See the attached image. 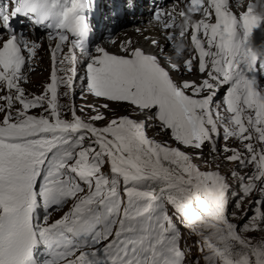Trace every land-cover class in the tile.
<instances>
[{"label": "snow or ice", "instance_id": "snow-or-ice-1", "mask_svg": "<svg viewBox=\"0 0 264 264\" xmlns=\"http://www.w3.org/2000/svg\"><path fill=\"white\" fill-rule=\"evenodd\" d=\"M229 6L187 0V11L177 12L176 2L153 11L165 31L180 28L167 35L176 56L191 33L198 57L183 67L192 72L198 59L205 78L179 82L157 54L131 41L116 53L86 47L96 0H0V264H37L40 244V264H264V239L250 235L264 232V87L256 75L264 55L251 39L261 18L251 4L239 16ZM192 13L203 18L193 22ZM21 16L56 41L39 95L22 86L42 45L13 27ZM77 81L107 102L76 105ZM110 103L126 104V114ZM206 144L214 159L223 153L237 167L202 171L195 160ZM246 201L255 212L242 207ZM189 237L199 258L189 259Z\"/></svg>", "mask_w": 264, "mask_h": 264}, {"label": "rangeland", "instance_id": "rangeland-1", "mask_svg": "<svg viewBox=\"0 0 264 264\" xmlns=\"http://www.w3.org/2000/svg\"><path fill=\"white\" fill-rule=\"evenodd\" d=\"M249 1H250V4L254 5V7L257 9H259V7H261V4L263 3L261 0H257V1L256 0H249ZM161 2L163 4H166L167 2H169V0H135L136 6L133 9V12L130 13L129 11L124 10L125 8H129V6H128L129 0H117V1H115L114 3H112L110 6H107V8H105L103 10V12L100 14V16L96 20L91 22L94 31H93V36L89 39L90 42L86 44V47H89L91 49L94 46H97V44H99L102 40L106 41V40L110 39L109 41H111L112 38L116 37L118 35V33H120L121 31H124V29L142 26L144 24H149L150 13H149V15L147 14V16H146V13L143 12L144 8H148L152 4L156 5L157 3H159L158 8H160V6L162 5ZM235 2H236V0H235ZM231 3H232V1H231ZM123 10H124V13H123ZM237 11H239V10H237ZM232 12L236 13L233 10H232ZM258 14H259V12H258ZM146 19H148V20H146ZM12 25H13V27H17V28L19 27L15 23H13ZM24 27H26V26L23 25L22 28H24ZM16 30L18 32H22V31L28 32V39L29 40L39 39V41H41L42 39H44L46 37L48 38L47 31H41L40 32V31H38V30H40L38 28L36 30L33 27H30V28L27 27L24 30H18V29H16ZM190 35H191V33L189 32L188 37H187L189 41H190ZM5 36H7V35H5ZM48 40L50 41V39H48ZM109 41H106V42L108 43ZM252 42L254 43L253 49H255V51L259 55L262 53L264 55V25H263L262 31L260 30L256 39H254V40L252 39ZM54 44H55L54 41H52V43L51 44L49 43V45H48V54H45V55H47V57L49 56V58H51V49L54 47ZM105 47H107V48H109V50H111L110 46H105ZM135 47L141 48L140 45H137ZM192 48H193V45L189 46L188 49H192ZM171 50H172V47H169V45H166L165 54H167V52L169 53ZM64 51L67 52V47H65ZM163 51H164V49H163ZM149 53H151V52H149ZM183 54L184 55L181 56V58H180L182 60V62L180 64L181 68H184L183 67L184 61L189 59V57L191 56L190 51H188L187 54L186 53H183ZM193 55L195 57L194 53H193ZM159 56H160V53H159ZM196 56L198 57V54ZM38 59H39V57H38ZM38 59L35 60L36 61V62H34L35 64L32 63V70L41 72V70H43V66H41L42 63ZM196 65H197V63L195 64V66ZM257 69L258 70H257L256 75H257L258 83L260 86L264 87V76L262 75L261 70L259 69V62L257 65ZM51 70H52V60L47 62V67H46V72L48 73L47 76H46V73L44 75V73L41 72L40 77H42V80H40L39 82H38L39 79L34 81L35 79L31 78V81H28L27 84L24 83L29 89L26 92L31 93L33 95L41 94L45 90L47 83L50 82ZM186 71H187L186 69L184 71H182V70L177 71L178 76L183 78V77H185L184 75H187V76L189 75L191 77H195V75H197L194 71H192L190 73H187ZM82 72H83V65L78 63L77 64V73L80 74ZM197 73L200 74L199 72H197ZM33 75H34V72H33ZM182 75H183V77H182ZM35 77L38 78L36 75H35ZM197 77H198V75H197ZM262 78H263V81H262ZM201 79L202 78H200L199 81H201ZM226 88H227V86H224V87H221L219 89V91L217 93V97H216L217 100H220V101L223 100V95L226 92ZM61 90L63 91L64 89H61ZM61 102L62 103H68L69 98L68 97H61ZM105 102H107V101L99 100V99H97L91 95L86 94V92H83L81 90L80 82L77 81V83L75 84V104L76 105H78V106L89 105V104L98 105V104H103ZM17 107H18V105H17ZM126 108H127L126 104L110 103V109L114 110V112L118 115L126 114V112H125ZM101 111H104V110L101 109ZM32 112H33V114H39L40 110L39 109L32 110ZM105 114L111 115L110 112H105ZM157 131L158 130H156V129H152L149 131V135L151 136V135H153L154 132H157ZM221 133H223V129H221ZM157 139L167 140L168 143H171L173 146H177L174 141L168 140V138L166 136H158ZM224 144H225V140L223 139V135L221 134V138L217 141V149L219 150ZM227 145L229 147L239 148L241 151H243V145L241 143H239L236 139H229L227 141ZM190 151H192V150H190ZM193 154L195 155V152H193ZM202 155H203V159H196L195 160V162L201 166L202 171L214 169V168H216L217 165H220L221 170L223 172H228V171L233 170L237 167V165L235 163H227L226 161H224V154L223 153L216 154L215 159H214L213 154L211 153V145H209V144H206L204 146ZM243 171H245V172L251 171V168L250 167L245 168ZM255 198H256V194L254 193L252 195L251 199H255ZM70 206H71V204L69 203V205L64 207L62 210H59L60 212L57 211L54 215L55 218L54 219L51 218L50 220H55L57 218H60L64 214V212H66L68 210V208ZM242 207L244 209H246L249 213H253L256 210V207L248 204L247 201L244 203V205ZM185 234L187 235V233H185ZM250 235L256 239H264V232H252ZM195 243H196L195 237H189L188 238L187 244L191 246V250L188 253L190 260L193 257L199 258L196 247H195ZM34 257L37 260V264H40V262L44 260V246L42 244L37 245L36 248L34 249ZM29 264H31V262H29ZM200 264H203L202 260L200 261Z\"/></svg>", "mask_w": 264, "mask_h": 264}, {"label": "bare ground", "instance_id": "bare-ground-1", "mask_svg": "<svg viewBox=\"0 0 264 264\" xmlns=\"http://www.w3.org/2000/svg\"><path fill=\"white\" fill-rule=\"evenodd\" d=\"M108 1V0H106ZM232 1V3H231ZM257 1V0H256ZM263 3L261 4V7H259V9L255 8L254 5L253 6V12H252V15H255V16H258L261 18V24L262 26H260V28H258V32H260V30L262 31V28H263V25H264V0H261ZM176 2L179 4V7L176 9L177 12H179L180 10H184L185 9V5L187 3V0H169V2H167L166 4H163L162 2V5L160 6V8H167V7H171L172 4ZM160 3V4H161ZM159 4V3H157ZM156 4V5H157ZM229 5H230V9L229 10H233L235 12H238L240 13L241 10L244 9V12L247 10L248 8V5H250V1L249 0H241L240 2V5L237 6L236 5V2L235 0H229ZM108 5H105L104 7H102V9L100 10V13L103 12V10L105 8H107ZM155 6V4H152L150 5V7L148 8H144L143 12L146 13V16L147 14L149 15L150 13V18H149V24H144L142 26H137V27H131V28H128V29H124V31H121L120 33H118V35L114 38H112L111 41H109L110 39L106 40V41H109L108 43L105 41V40H102L99 44H97V46H102V47H105V46H110L111 47V50H109V48L105 47L108 51L110 52H113V53H116V52H119L120 51V46L122 44H125V42L127 41H131L132 42V46L135 47L137 45H140L141 48L149 53L151 52L152 54H157L159 56V53H160V49L163 48L164 51H163V55H160L159 58L161 60V64L163 66H165L166 68H168V70L170 71V74L172 75V77L176 80V81H179V82H182V81H185L186 80H195L197 82H199L200 78L201 81L205 78V76H202L201 74H198L196 68L198 67V59L197 60H194V68H193V71L198 75H195V77H191V76H187V75H184L185 77H179L178 76V73L177 71H184L185 69L184 68H179V69H172L170 67L171 64H177V65H180L182 60L180 59L181 56H183L184 54L180 55V56H176L174 50H173V47L171 46L169 40L167 39V35H168V32H172V31H175V32H179L180 31V28L176 27L175 29H169L167 31H165L159 22L153 20L152 18V13H151V7ZM124 10H127L129 11L130 13L133 12V9H130V8H125ZM124 10H123V13H124ZM239 10V11H237ZM126 12V11H125ZM259 12V14H258ZM203 17L200 15V13L198 14H191V19L192 21H197V20H200L202 19ZM95 20V18H91V21L93 22ZM148 20V19H146ZM177 21L179 23H182L183 21L181 20V18L177 17ZM115 33V32H114ZM117 34V33H116ZM151 34V35H150ZM147 37V38H146ZM8 36H4V39H7ZM49 38H44L40 41L41 43V47H39L37 49V57H35L33 60H32V63L36 62L35 60L38 59L39 57V61H41V66H43V70H41V72L46 73V76H47V72H46V67H47V62L48 61H51V58H49V56L47 57V55L45 54H48V45L49 43L51 44L52 41H54V43H56L55 40H48ZM147 39V40H146ZM251 39H253V37H251ZM153 40H156V41H159V45L158 46H153L152 44V41ZM179 42V41H177ZM253 43V42H252ZM166 45H169V47H172V50L167 54H165V47ZM188 45V46H187ZM191 42L188 40V38L183 42V47H184V51L183 53H188V51H190L191 53V57H194L193 53L195 54V57H197L196 55L198 54L196 50H194V46L192 49H188L189 46H191ZM253 48H254V43H253ZM256 48V47H255ZM255 51V49H253ZM95 54V52L93 53V55ZM260 55H263L260 54ZM197 63V65L195 66V64ZM35 64V63H34ZM80 64V63H79ZM184 64V63H183ZM184 69V70H183ZM33 72H34V75H33ZM41 72H38V71H30L27 73V76H28V79H27V82L28 81H31V78H34L36 80H38V82L40 80H42V77H40V73ZM187 72V71H186ZM187 73H190V72H187ZM262 75L264 76V71H261ZM35 75L38 77L36 78ZM206 75V74H205ZM31 76V77H30ZM181 76V75H180ZM30 77V78H29ZM199 78V79H198ZM262 81H263V78H262ZM27 82H24L25 84H27ZM22 84V86L26 89V91H28V87L25 85V84ZM92 98V97H91ZM57 211L53 212L52 214V217H50V219H54V215ZM60 212V211H59Z\"/></svg>", "mask_w": 264, "mask_h": 264}, {"label": "clouds", "instance_id": "clouds-1", "mask_svg": "<svg viewBox=\"0 0 264 264\" xmlns=\"http://www.w3.org/2000/svg\"><path fill=\"white\" fill-rule=\"evenodd\" d=\"M26 18H23V19H16V20H13L14 21V23L16 24V25H18L21 21H25V22H27L28 23V21L27 20H25ZM96 20V19H95ZM15 29H18V30H24V29H19V28H17V27H14ZM38 29H40L39 31L41 32V31H44L43 30V28L42 27H37ZM93 36V33H92V35L90 36V38ZM89 38V39H90ZM87 40V42H86V44L87 43H89L90 42V40Z\"/></svg>", "mask_w": 264, "mask_h": 264}, {"label": "trees", "instance_id": "trees-1", "mask_svg": "<svg viewBox=\"0 0 264 264\" xmlns=\"http://www.w3.org/2000/svg\"><path fill=\"white\" fill-rule=\"evenodd\" d=\"M23 25L26 26V27L22 28ZM18 26H19V27H18L19 29H26L27 27H28V28L33 27V28H35V29L37 30V27L32 26V25L30 24V22L27 23V22H25V21H21V22L18 24ZM38 31H39V30H38Z\"/></svg>", "mask_w": 264, "mask_h": 264}, {"label": "water", "instance_id": "water-1", "mask_svg": "<svg viewBox=\"0 0 264 264\" xmlns=\"http://www.w3.org/2000/svg\"><path fill=\"white\" fill-rule=\"evenodd\" d=\"M159 7V4H157V5H155V6H153V7H151L150 9H151V13L156 9V8H158ZM14 23V21H12V24Z\"/></svg>", "mask_w": 264, "mask_h": 264}]
</instances>
